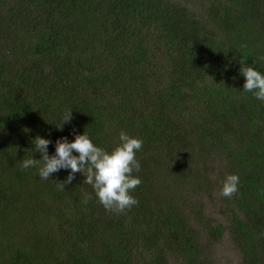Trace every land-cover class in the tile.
Segmentation results:
<instances>
[{
	"label": "trees",
	"instance_id": "obj_1",
	"mask_svg": "<svg viewBox=\"0 0 264 264\" xmlns=\"http://www.w3.org/2000/svg\"><path fill=\"white\" fill-rule=\"evenodd\" d=\"M240 58L264 74V0H0V264H211L225 233L240 264H264V103ZM121 131L143 141L123 214L82 173L61 191L69 170L21 169L36 135L52 155L58 138L109 150ZM212 189L222 220L191 201Z\"/></svg>",
	"mask_w": 264,
	"mask_h": 264
},
{
	"label": "clouds",
	"instance_id": "obj_2",
	"mask_svg": "<svg viewBox=\"0 0 264 264\" xmlns=\"http://www.w3.org/2000/svg\"><path fill=\"white\" fill-rule=\"evenodd\" d=\"M239 72L244 77L243 91L251 92L256 99L264 103V74L255 67L247 66L245 59L239 60ZM72 116L68 110L63 116L62 124L70 122ZM74 139L67 137L55 141V153L49 155L48 145L50 140L36 135L32 143L34 152H39L40 158L33 156L21 162V169L36 168L37 175L42 180L61 169L69 170L64 181H53L58 190L63 191L65 185L71 183L75 173L84 175L83 182L90 185L97 201L106 211L123 214L133 206L138 205V200L131 194L140 184L141 179L134 175L140 171V163L136 152L142 148L143 141L138 137L119 133V142L111 149L96 146L87 134L73 133ZM219 195L231 198L238 192L240 178L236 174H225L219 181ZM91 199V194H86L84 203Z\"/></svg>",
	"mask_w": 264,
	"mask_h": 264
},
{
	"label": "rangeland",
	"instance_id": "obj_3",
	"mask_svg": "<svg viewBox=\"0 0 264 264\" xmlns=\"http://www.w3.org/2000/svg\"><path fill=\"white\" fill-rule=\"evenodd\" d=\"M218 160H214V164L210 163L208 165L209 172L207 174L208 182L209 180H213L215 177L216 172H218L219 169L224 170V168L217 167ZM208 190V189H207ZM207 192H200L194 196H192L191 201L193 203L197 202L201 205V211L202 215L205 216V218H211L213 221L216 220H222L223 219V213L221 205L217 200H213L217 196V190L212 189ZM213 198V199H211ZM190 201V199H187ZM193 204L192 208L196 205ZM191 208V209H192ZM189 225L193 228H196V231L200 233V241H203V225L202 224H196L195 220L192 218L189 219ZM211 258V264H240V257L239 253L235 249L234 245L230 242V239L228 237V233H225L222 240L219 242L214 243L213 245L208 248Z\"/></svg>",
	"mask_w": 264,
	"mask_h": 264
}]
</instances>
